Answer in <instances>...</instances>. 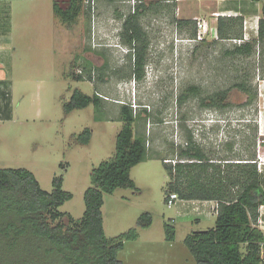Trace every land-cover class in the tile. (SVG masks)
I'll use <instances>...</instances> for the list:
<instances>
[{
    "label": "rangeland",
    "instance_id": "374dc122",
    "mask_svg": "<svg viewBox=\"0 0 264 264\" xmlns=\"http://www.w3.org/2000/svg\"><path fill=\"white\" fill-rule=\"evenodd\" d=\"M188 1L190 6L178 10L181 0H157V5L149 0H83L76 22L67 26L54 15L53 0H1L2 31L7 33L0 47V80L10 82L12 114L0 120V168L31 172L46 192L61 177L71 198L58 211L78 221L92 170L114 156L121 105L129 104L139 114L134 132L145 139L148 152L130 172L136 190L105 194L101 207L108 239L136 229V239L117 253L122 264H196L184 237L212 228L215 214L201 210L198 201L179 199L171 208L165 204L170 179L163 164L179 159L189 134L215 162L253 154L260 166L264 162V137L255 132L262 106L257 96L249 105L264 77V47L250 57L226 55L236 45L220 39L213 24L202 40L193 42L197 25H177L192 20L196 5ZM138 3L146 7L138 19L146 41L141 79L133 75V51L121 35ZM88 64L91 80L84 68ZM190 86L198 94L179 104L178 96ZM75 89L98 95L100 107L65 114L63 104ZM224 90L230 107L201 106L202 98ZM85 129L91 131L88 144L76 143ZM146 213L150 226L137 227ZM165 224L174 228L173 241L166 239Z\"/></svg>",
    "mask_w": 264,
    "mask_h": 264
},
{
    "label": "trees",
    "instance_id": "16d2710c",
    "mask_svg": "<svg viewBox=\"0 0 264 264\" xmlns=\"http://www.w3.org/2000/svg\"><path fill=\"white\" fill-rule=\"evenodd\" d=\"M113 2L114 0H108ZM262 2V0H252ZM150 4L157 3L149 0ZM157 5V4H156ZM83 8V0H53V13L65 25H73ZM143 3L135 5L131 15L122 25V40L133 51V75H144L145 36L138 24ZM242 20L218 18L217 35L220 39H239ZM195 20H178L177 25L195 26ZM237 25V26H235ZM235 26V27H234ZM195 31L193 35L195 36ZM138 44V45H137ZM137 45V46H136ZM264 47V3L261 5L256 41L236 45L226 55L250 57ZM91 65L85 66L91 80ZM103 68H98L97 71ZM77 81H83L80 75ZM240 90L247 91L245 84ZM198 94L190 86L178 96V103ZM257 94L250 97V101ZM228 90L201 99L203 108L224 110L230 107ZM207 101V102H206ZM248 103V102H247ZM101 98L88 96L78 89L72 91L63 104L65 114L89 105L99 108ZM146 114V110H143ZM10 82L0 80V120L11 118ZM121 128L116 136L114 156L99 164L91 172V186L84 192V214L75 221L71 216L58 211L71 194L62 189V178H54L52 191L41 189L34 175L25 169L0 168V264H122L117 253L126 241L137 237L136 229L114 240L105 236L101 207L103 196L116 189L136 190L130 177L131 169L142 163L147 156L145 139L135 134L134 123L139 114L129 104L119 111ZM255 132L257 127H255ZM91 131L85 129L75 138L81 145L88 144ZM172 165L163 164L168 174L167 193H176L184 201H214L216 216L212 228L188 233L184 245L196 264H260L264 253V233L257 226L259 208L264 205V189L258 171L255 154L249 158L210 159L196 145L191 134L187 145L178 154ZM150 215L139 217L137 227L148 228ZM168 241L174 240V228L165 224Z\"/></svg>",
    "mask_w": 264,
    "mask_h": 264
},
{
    "label": "crops",
    "instance_id": "0c3cea01",
    "mask_svg": "<svg viewBox=\"0 0 264 264\" xmlns=\"http://www.w3.org/2000/svg\"><path fill=\"white\" fill-rule=\"evenodd\" d=\"M180 2V0H177ZM183 1V5H179L178 10H181L183 6L192 4L188 0ZM193 4L196 5L192 11V20H196L199 22H203L209 27V24H213L216 30L217 28V19L218 18H239L242 20L241 23V32L242 36L239 39L233 37L231 40H241V43H248L256 41L258 38V22L260 17L261 5L262 2H253L252 0H193ZM1 4V0H0ZM193 6V5H192ZM194 7V6H193ZM201 16V17H200ZM209 18L206 20V18ZM7 33V32H6ZM5 30H4V34ZM3 31H2V22L0 19V47L3 41ZM235 44V43H234ZM235 44V45H240ZM256 52L258 48L256 47ZM260 83L258 85V105L262 108L258 111L257 114V129L259 131V135L264 137V77L259 80ZM258 163V162H257ZM259 164V163H258ZM260 165V164H259ZM261 166L264 167V162H261ZM258 170L261 173L262 177V187L264 189V175L262 173V169ZM264 169V168H263ZM192 202V201H188ZM195 202V201H194ZM198 203L202 204V209L209 214V212H213L216 216V202L214 201H198ZM210 210V211H209ZM258 220L261 221V224H258ZM257 220V226L264 233V205L259 208V216Z\"/></svg>",
    "mask_w": 264,
    "mask_h": 264
},
{
    "label": "built area",
    "instance_id": "2783aa9c",
    "mask_svg": "<svg viewBox=\"0 0 264 264\" xmlns=\"http://www.w3.org/2000/svg\"><path fill=\"white\" fill-rule=\"evenodd\" d=\"M196 25H197V36H196V39L193 40V42L202 40V35H205L208 32V28L205 24H203V22L197 21ZM233 43L240 44L241 40H233ZM258 169H260V165H258ZM177 200H179V197L177 196V194L176 193H170L166 197L165 204L168 208H171ZM195 209L198 210L197 207ZM261 223L262 222L258 220V224H261ZM261 258H262V261L264 262V253L263 252L261 254Z\"/></svg>",
    "mask_w": 264,
    "mask_h": 264
},
{
    "label": "flooded vegetation",
    "instance_id": "af4514ba",
    "mask_svg": "<svg viewBox=\"0 0 264 264\" xmlns=\"http://www.w3.org/2000/svg\"><path fill=\"white\" fill-rule=\"evenodd\" d=\"M157 1V0H156Z\"/></svg>",
    "mask_w": 264,
    "mask_h": 264
}]
</instances>
